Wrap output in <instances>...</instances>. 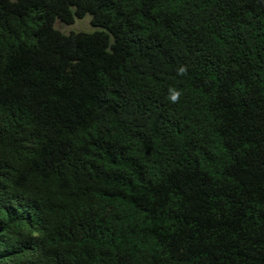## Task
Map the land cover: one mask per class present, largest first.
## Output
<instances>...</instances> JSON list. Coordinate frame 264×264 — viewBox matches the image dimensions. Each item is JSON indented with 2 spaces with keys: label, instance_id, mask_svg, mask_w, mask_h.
I'll list each match as a JSON object with an SVG mask.
<instances>
[{
  "label": "trees",
  "instance_id": "16d2710c",
  "mask_svg": "<svg viewBox=\"0 0 264 264\" xmlns=\"http://www.w3.org/2000/svg\"><path fill=\"white\" fill-rule=\"evenodd\" d=\"M0 264H264V0H0Z\"/></svg>",
  "mask_w": 264,
  "mask_h": 264
},
{
  "label": "rangeland",
  "instance_id": "374dc122",
  "mask_svg": "<svg viewBox=\"0 0 264 264\" xmlns=\"http://www.w3.org/2000/svg\"><path fill=\"white\" fill-rule=\"evenodd\" d=\"M91 16L86 14L81 19H75L72 24H66L58 19L54 22V27L59 31L67 34L69 32H77V31H92L94 27L90 23Z\"/></svg>",
  "mask_w": 264,
  "mask_h": 264
},
{
  "label": "clouds",
  "instance_id": "9594fccd",
  "mask_svg": "<svg viewBox=\"0 0 264 264\" xmlns=\"http://www.w3.org/2000/svg\"><path fill=\"white\" fill-rule=\"evenodd\" d=\"M181 71H183V69H181ZM179 97H180V92L179 91H176V90H170V100H171V102H173V103H176V102H178V100H179Z\"/></svg>",
  "mask_w": 264,
  "mask_h": 264
}]
</instances>
